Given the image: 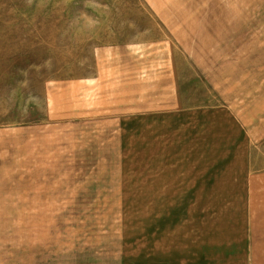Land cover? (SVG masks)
Wrapping results in <instances>:
<instances>
[{"label": "rangeland", "instance_id": "obj_1", "mask_svg": "<svg viewBox=\"0 0 264 264\" xmlns=\"http://www.w3.org/2000/svg\"><path fill=\"white\" fill-rule=\"evenodd\" d=\"M161 208L173 243L264 264V0H0V264L66 229L73 264L139 262Z\"/></svg>", "mask_w": 264, "mask_h": 264}, {"label": "crops", "instance_id": "obj_2", "mask_svg": "<svg viewBox=\"0 0 264 264\" xmlns=\"http://www.w3.org/2000/svg\"><path fill=\"white\" fill-rule=\"evenodd\" d=\"M147 72H145L146 74ZM168 73V72H167ZM166 73V74H167ZM183 73L186 75V73H188L189 76H193V72L188 70V71H183ZM169 74H177V71L174 69L172 70V73L170 71ZM147 76L150 77V75L146 74ZM162 76H165L163 74H158V75H154L152 74L151 77H153V80H157L155 81L156 84H154L155 87H151L148 86V84H146V90L145 93H151V92H156L154 90H158L161 93L160 94H168V89H165L166 87L169 86V84H175V86L177 87V82H178V78L177 75H175L174 77L170 78V75H166V77L163 79H160ZM159 78V80H158ZM148 80V79H147ZM129 86L132 85L131 83L128 84ZM133 87V85H132ZM164 88V89H163ZM163 91H165V93H162ZM149 95V94H146ZM164 103L168 102V99L165 100V98H163ZM170 105L167 106V109L169 110ZM172 108H176L174 110H176V112H179V109L175 106H173ZM162 109H166V108H162ZM233 113V112H232ZM198 119V118H197ZM236 120L240 123V125L242 126H252V125H256L257 127H261V120L257 119L256 122L253 121L252 119H243V118H236ZM205 172L204 174H209V171L211 173V170L208 169H204ZM195 171L199 174L201 173L200 169L198 168H192V173H195ZM188 172V171H187ZM242 172V171H240ZM248 172V170H247ZM249 173V172H248ZM200 183V176H197L196 179L193 180V182L198 183L197 181ZM169 210V209H167ZM165 209L163 210L162 208L160 209V212L156 213L157 218L152 221V222H147L144 225V228L142 229V233L145 236V245L143 249V251H141L143 253V256L141 257L140 261L138 262V259L141 254L134 255V257H132L133 259V264H154V263H158V264H175V260L178 257L179 261L181 259V257L184 255L186 256L185 250L189 249L188 251V259H185L184 262L186 260H188L189 262L192 261L191 255L192 257H194V262H196L197 264H216L218 258H217V244L213 243L214 246V250L211 249L209 250V255L206 256L205 252H202L201 247H200V243L198 238H191L190 241H188L189 247H185L183 248L182 246H179V243H173V241H170L169 236V219H170V213L168 212L167 214H164ZM151 219V218H150ZM71 222V221H70ZM26 230L29 231L30 229L26 227ZM54 230L56 231V227L54 228ZM139 231L135 230V233L137 234ZM70 233L67 231H65V237H64V242H65V252H64V257H62V252L58 253L56 252V248H57V235L55 234L54 237L51 240V245H52V249L54 250V254L52 255V260L51 258H49L50 264H73V258H72V254H73V240L71 235H69ZM135 234V235H136ZM35 237V236H34ZM40 237H35V240H32L33 243L35 241H37L38 243H40ZM196 240V241H195ZM124 242V240H123ZM235 241L234 239H226L225 240V245H224V252L222 254L226 255H231L234 254V252L237 250V245L234 244ZM141 244V243H140ZM60 247V245H58ZM124 246V245H122ZM192 248V250L190 249ZM182 251V252H181ZM197 251V252H195ZM32 252V253H30ZM29 256L27 258H25L27 260V264H40V257H37V252H41V247L38 248H33V251H30ZM122 254H123V249L121 250ZM181 252V253H180ZM71 255V256H70ZM120 256L119 258V263L118 264H131V259L130 258H126L125 256ZM25 259L23 260V262H25ZM228 260V259H227ZM184 262H181L182 264ZM231 263V262H230Z\"/></svg>", "mask_w": 264, "mask_h": 264}]
</instances>
